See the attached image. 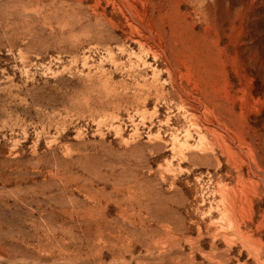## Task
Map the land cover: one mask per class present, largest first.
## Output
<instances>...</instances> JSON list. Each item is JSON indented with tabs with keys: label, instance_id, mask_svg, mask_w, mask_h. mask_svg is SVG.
<instances>
[{
	"label": "rangeland",
	"instance_id": "rangeland-1",
	"mask_svg": "<svg viewBox=\"0 0 264 264\" xmlns=\"http://www.w3.org/2000/svg\"><path fill=\"white\" fill-rule=\"evenodd\" d=\"M0 264H264V0H0Z\"/></svg>",
	"mask_w": 264,
	"mask_h": 264
}]
</instances>
